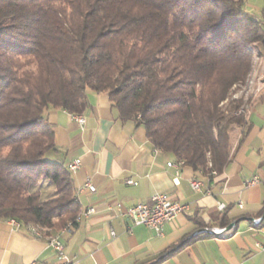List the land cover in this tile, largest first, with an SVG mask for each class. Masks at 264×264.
I'll use <instances>...</instances> for the list:
<instances>
[{
    "label": "trees",
    "instance_id": "obj_1",
    "mask_svg": "<svg viewBox=\"0 0 264 264\" xmlns=\"http://www.w3.org/2000/svg\"><path fill=\"white\" fill-rule=\"evenodd\" d=\"M257 46L264 16L245 0H0V219L43 240L77 224L76 183L48 112L83 113L88 91L107 94L155 148L223 173L235 126L240 142L251 127L236 94Z\"/></svg>",
    "mask_w": 264,
    "mask_h": 264
},
{
    "label": "crops",
    "instance_id": "obj_2",
    "mask_svg": "<svg viewBox=\"0 0 264 264\" xmlns=\"http://www.w3.org/2000/svg\"><path fill=\"white\" fill-rule=\"evenodd\" d=\"M256 71L264 75V65ZM87 102L81 114L64 109L48 112L56 144L66 152L68 166L76 159L82 161L80 169L71 171L81 213L90 207L96 210L87 217L80 214L77 224L58 232L69 261L264 264V223L254 222L264 212V82L248 108L251 127L247 136L240 142L243 127L235 126L233 158L223 173L212 178L185 162L179 167L169 166V162L181 160L155 148L145 128L118 119L107 94L88 91ZM76 115H83L85 122L78 121ZM254 177L258 183L248 185ZM193 179L203 182L200 190L192 187ZM87 182L96 186L95 192L85 186ZM156 193L189 205L187 211L166 223L163 235L147 225H133L118 214L117 203L126 207L149 203ZM222 220L229 224L222 226ZM233 222L235 226L228 230ZM215 228H226V232H203ZM197 232L201 235L188 242ZM33 260L63 264L48 240L0 219V264H28Z\"/></svg>",
    "mask_w": 264,
    "mask_h": 264
},
{
    "label": "built area",
    "instance_id": "obj_3",
    "mask_svg": "<svg viewBox=\"0 0 264 264\" xmlns=\"http://www.w3.org/2000/svg\"><path fill=\"white\" fill-rule=\"evenodd\" d=\"M75 117L81 123L85 122V117L83 115H76ZM181 163H183L182 160L178 163L169 162L168 164L169 166L179 167ZM81 164V159H76L69 164V169L72 170V172H75L80 169ZM258 181V177H254L251 181L248 182V185H254L258 183ZM191 184L194 189L200 190L203 182L198 179H193ZM85 186L92 192H95L97 189L96 186L91 182H87ZM223 207L224 205L220 204V208ZM109 208H112V206L110 205ZM116 209L120 216L128 218L133 225H147L153 228L158 233V235H163L166 223L174 220L179 215L187 211L189 209V205L186 203L174 201L164 193H156L152 196L151 202L149 203H138L129 207L124 206L122 203H117ZM95 211L96 210L94 207H90L86 211H83L81 215L87 217L93 214ZM261 220L262 218H258L255 219L254 222L256 224H259ZM9 221L12 223L11 219H9ZM15 226L19 228V225ZM214 230H220V232L222 233L226 232V228H215ZM198 233L199 232H197L196 234ZM48 244L58 253L60 259L63 260V264H75L69 261L65 253V246L60 236L58 237V239H55V242H48ZM28 264H39V262L37 260H33Z\"/></svg>",
    "mask_w": 264,
    "mask_h": 264
},
{
    "label": "rangeland",
    "instance_id": "obj_4",
    "mask_svg": "<svg viewBox=\"0 0 264 264\" xmlns=\"http://www.w3.org/2000/svg\"><path fill=\"white\" fill-rule=\"evenodd\" d=\"M245 6L252 15L259 18L264 16V0H245ZM257 47V51L254 54L253 71L249 76V80L246 85L240 87L236 94V96L244 97L247 108L255 100L257 88L262 87V82H264V75L259 74L261 73L260 71H256L257 68L261 69L264 65L262 48Z\"/></svg>",
    "mask_w": 264,
    "mask_h": 264
},
{
    "label": "bare ground",
    "instance_id": "obj_5",
    "mask_svg": "<svg viewBox=\"0 0 264 264\" xmlns=\"http://www.w3.org/2000/svg\"><path fill=\"white\" fill-rule=\"evenodd\" d=\"M183 162H184V161H183ZM71 171H72V170H71ZM79 219H80V216H79L78 220H79ZM11 221H12V223H13L14 225H19V226H21V225H20V222H19L18 220H16V219H11ZM203 232H208V233H211V234H214V235H223V234H224V233L220 232V230H214V229H212V230L204 229ZM31 233H32L34 236H36V237H41V236H42L41 231H40V230H37L36 228H32V232H31ZM59 236H60L59 234H56V235H54V236L48 237L47 240H48V242H55V239H58Z\"/></svg>",
    "mask_w": 264,
    "mask_h": 264
},
{
    "label": "water",
    "instance_id": "obj_6",
    "mask_svg": "<svg viewBox=\"0 0 264 264\" xmlns=\"http://www.w3.org/2000/svg\"><path fill=\"white\" fill-rule=\"evenodd\" d=\"M234 226H235V223H234V222L231 223V224L229 225V227H228V230L232 229Z\"/></svg>",
    "mask_w": 264,
    "mask_h": 264
}]
</instances>
